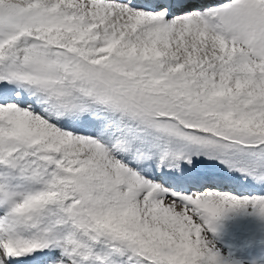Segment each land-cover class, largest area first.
<instances>
[{
  "label": "snow or ice",
  "instance_id": "1",
  "mask_svg": "<svg viewBox=\"0 0 264 264\" xmlns=\"http://www.w3.org/2000/svg\"><path fill=\"white\" fill-rule=\"evenodd\" d=\"M261 193L264 0H0V264H229Z\"/></svg>",
  "mask_w": 264,
  "mask_h": 264
},
{
  "label": "rangeland",
  "instance_id": "2",
  "mask_svg": "<svg viewBox=\"0 0 264 264\" xmlns=\"http://www.w3.org/2000/svg\"><path fill=\"white\" fill-rule=\"evenodd\" d=\"M209 235L229 264H264V219L247 210L228 213Z\"/></svg>",
  "mask_w": 264,
  "mask_h": 264
}]
</instances>
